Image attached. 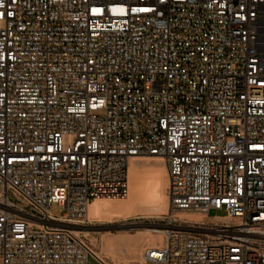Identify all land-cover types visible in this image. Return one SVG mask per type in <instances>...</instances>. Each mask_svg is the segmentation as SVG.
I'll use <instances>...</instances> for the list:
<instances>
[{
  "label": "built area",
  "instance_id": "1",
  "mask_svg": "<svg viewBox=\"0 0 264 264\" xmlns=\"http://www.w3.org/2000/svg\"><path fill=\"white\" fill-rule=\"evenodd\" d=\"M148 157L142 264H264V0H0V264H107L78 225Z\"/></svg>",
  "mask_w": 264,
  "mask_h": 264
},
{
  "label": "rangeland",
  "instance_id": "2",
  "mask_svg": "<svg viewBox=\"0 0 264 264\" xmlns=\"http://www.w3.org/2000/svg\"><path fill=\"white\" fill-rule=\"evenodd\" d=\"M166 188L167 177L162 159L150 157L143 162H132L128 169L127 196L108 202L109 206L114 205L121 211L92 217L90 210L88 219L79 224L81 236L94 251L100 252L108 264H140L143 248L149 240L154 236L161 237V242L163 240V234L159 232L165 228L162 219L167 213ZM63 212L62 208L52 206L54 217L61 216ZM224 215L220 211L209 214L211 218Z\"/></svg>",
  "mask_w": 264,
  "mask_h": 264
},
{
  "label": "bare ground",
  "instance_id": "3",
  "mask_svg": "<svg viewBox=\"0 0 264 264\" xmlns=\"http://www.w3.org/2000/svg\"><path fill=\"white\" fill-rule=\"evenodd\" d=\"M148 158H150V157H148ZM146 159L147 158H140V159L137 160V162H143ZM158 169H160V168H158ZM165 170H166V167H165ZM166 177H167V174H166ZM167 185H168V181H167ZM166 197H167V194H166ZM109 200L108 199L95 200L92 204L89 205V207L87 209V212H86V215H85V219H88L90 210H91L92 217H98V216H101L102 213H107V212L108 213L109 212H114V211L120 212L121 210L117 209V208L115 209L114 205L113 206H111V205L109 206L108 205V202H114V201H109ZM167 209H168V199H167ZM176 215L181 217V218L186 219L187 221L193 222V223H200V222H203V220H204L203 216H201V215H199L197 213H177ZM124 216H125V214H124ZM80 226L81 225H78V228H77V231H79V232H80ZM159 233L162 234L163 231H160ZM162 238H163V236H162ZM124 240H125V238H124ZM156 240H159L160 242L157 244V243H155ZM162 244H163V240L161 242V237L154 236V238L149 240V243L144 248L157 247V246H161ZM94 252L99 258H101L102 260L105 261V263H107L106 260L101 256L100 252L99 253L96 252V251H94ZM140 264H142V263L140 262Z\"/></svg>",
  "mask_w": 264,
  "mask_h": 264
}]
</instances>
